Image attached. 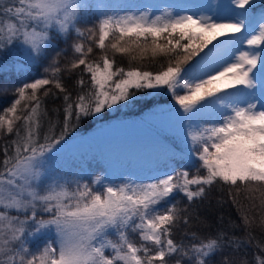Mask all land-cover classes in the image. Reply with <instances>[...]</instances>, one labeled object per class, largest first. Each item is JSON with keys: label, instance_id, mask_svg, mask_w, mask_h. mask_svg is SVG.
Listing matches in <instances>:
<instances>
[{"label": "rangeland", "instance_id": "374dc122", "mask_svg": "<svg viewBox=\"0 0 264 264\" xmlns=\"http://www.w3.org/2000/svg\"><path fill=\"white\" fill-rule=\"evenodd\" d=\"M82 1L24 0L18 11L33 28H62ZM251 2L95 0L97 13L129 34L192 29L206 49L176 78L165 76L170 103L22 161L0 182V206L30 215L0 217V264H138L136 241L158 242L163 200L175 191L216 177L264 183V12L253 16ZM22 34L21 58L32 63L43 34ZM14 118L3 116L1 126Z\"/></svg>", "mask_w": 264, "mask_h": 264}, {"label": "trees", "instance_id": "16d2710c", "mask_svg": "<svg viewBox=\"0 0 264 264\" xmlns=\"http://www.w3.org/2000/svg\"><path fill=\"white\" fill-rule=\"evenodd\" d=\"M251 1L253 16L264 12V0ZM23 2L0 0V121L15 113L12 122L0 124V182L22 161L47 157L78 137L112 123L138 120L155 106L170 103L165 76L176 78L204 52L192 29L188 34H129L98 14L95 0H83L66 20L67 27L53 23L45 30L33 28L18 11ZM31 30L44 37L32 63L21 58L22 33ZM220 34L216 42L224 38ZM196 44L200 51L177 68L182 52ZM38 79L46 82L34 87ZM57 167L61 170L62 165ZM65 174L69 181L71 176ZM263 184L257 178L216 177L175 191L163 200L158 242L136 239L138 264H264ZM2 216L30 218L0 206ZM54 217L57 214H37L35 220Z\"/></svg>", "mask_w": 264, "mask_h": 264}]
</instances>
